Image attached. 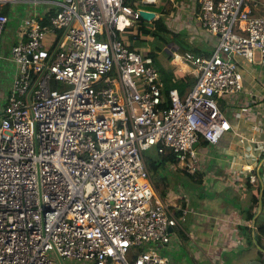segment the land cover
Instances as JSON below:
<instances>
[{
    "label": "built area",
    "instance_id": "obj_1",
    "mask_svg": "<svg viewBox=\"0 0 264 264\" xmlns=\"http://www.w3.org/2000/svg\"><path fill=\"white\" fill-rule=\"evenodd\" d=\"M158 1L62 0L28 17L4 54V7L16 0H0V62L11 76L0 91V264H172L158 249L191 210L161 196L146 153L169 149L179 160L170 167L198 171L200 143L218 145L233 129L220 100L245 91L240 60L264 66V15L252 12L259 0H199L215 48L171 53L195 84L183 96L172 89L163 108V74L136 45L148 38L133 6ZM242 169L264 188V155Z\"/></svg>",
    "mask_w": 264,
    "mask_h": 264
},
{
    "label": "crops",
    "instance_id": "obj_2",
    "mask_svg": "<svg viewBox=\"0 0 264 264\" xmlns=\"http://www.w3.org/2000/svg\"><path fill=\"white\" fill-rule=\"evenodd\" d=\"M60 1L62 0H16L7 4L4 9H7L9 21L2 40L4 53L21 39L28 17L52 14L57 10V2ZM259 3L261 4L252 7V12L263 16L264 0H259ZM163 4L165 14L178 22L177 25L180 23V28L189 23L191 25L187 27L188 31L196 32L193 23L187 22L186 19L196 16L200 8L199 0H164ZM12 21L14 25L15 22L19 24L13 37L6 35L13 31V28H9ZM198 27L203 30L199 23ZM198 35L195 41L202 49L206 48L209 42H216L205 30L199 31ZM171 47L175 51L180 50L173 43ZM240 64L246 78L245 91L232 98L228 111L225 112V104L221 105L223 113L233 126L232 131L218 145L205 141L199 145L198 171L201 179L204 176V180L200 179L196 183L192 181L195 184L203 181L204 185L209 180L214 191L210 192L208 197L194 196L187 191L188 194L183 196L181 201L184 208L190 209L191 212L178 215L179 226L174 230L168 245L173 253L168 256L172 264H248L252 260L264 263V239L260 231L264 225V209L258 208L256 213L252 209L254 192L259 190L260 184L257 182L251 185L242 171L244 165L256 166L264 155V145L261 143L264 137V66L251 65L242 60ZM0 65L3 66V62H0ZM221 101L226 102L220 100V103ZM240 136H255L259 141L242 144L239 141ZM190 177L195 178L189 176L190 180ZM178 186L180 187V184ZM228 188L231 190H227ZM181 189L177 187L175 193L169 191L165 200L177 202ZM227 191L231 194L225 196L223 193ZM235 195L240 197V206L232 202ZM174 198L176 200L173 201ZM187 200L190 205L186 203Z\"/></svg>",
    "mask_w": 264,
    "mask_h": 264
},
{
    "label": "rangeland",
    "instance_id": "obj_3",
    "mask_svg": "<svg viewBox=\"0 0 264 264\" xmlns=\"http://www.w3.org/2000/svg\"><path fill=\"white\" fill-rule=\"evenodd\" d=\"M163 2H164V0H159L156 6H154V5H142L139 3H135V5L140 10L141 9L149 10V11L155 12L156 14L159 13L160 15L164 16L165 12L163 13V9H162L163 8L162 6H164ZM164 18H166V20L169 21V27L171 28V34L159 35L156 32L150 33L149 32L150 30H154V24L142 19L138 22V31L141 32L140 34H143V36L145 38H148V39L146 41H139V43L136 45L140 47V49H141L140 52L143 54V56L154 57L153 66L155 68H157L161 73H163L164 71L165 72H168V71L177 72L176 66L172 62V58L170 59V54L174 51L173 48L171 47V44L172 43L175 44L176 41H180V44L182 46H181V48H180L181 50H179V52L184 54V53H186L185 49L191 50L195 47H198L197 42L195 40L199 36L198 35L199 31L202 32L203 30L199 29L198 21H197V18L195 15L193 17H190V18L187 17V19H186L187 22L190 21L196 27V32H194V33L189 32L187 29V27H189L191 24L188 23V24H186V26L184 28H182V27L180 28V23L177 25L178 22L173 21L172 19H170L169 16L166 15V16H164ZM18 26H19L18 23L15 22V25H14V21L10 22L9 28H13L12 29L13 31H11L7 34L5 33V34L7 36L13 37L14 31H16V28ZM143 29H145V30H143ZM174 35H178V37H174ZM212 39L216 41L215 37H213ZM54 43L56 46L58 43V40H55ZM209 43L210 44L206 48H203V49H204V51L213 52L214 48H215V44L212 42H209ZM148 50H149V52H148ZM3 53H4V51H3ZM6 53L9 54V51H7ZM0 69L2 71H4V73L6 75H9V72H10L9 67H7V66L5 67L3 64V66L0 65ZM187 73H188V75L191 74L190 71H188ZM6 75H3L2 72L0 73V91L4 90L5 95H7L8 88L11 84V76H6ZM231 102H232V99H230V102H228V103L221 101L220 106L225 104V112H226L229 110V108L231 106ZM183 170H185V169H180V167H176V168L174 167L173 168V167L169 166L167 171L162 172L160 174L163 177H167L168 182L171 183V185H172L171 189L172 190H170V191H173L175 193V190H177V187L179 190H180V187L182 188L181 191L179 192L180 196L178 197L177 202H175L181 208L184 207L183 202L181 200L184 199L183 196L187 192L190 193L191 195H194V196H198V195H203V196L205 195L206 196L207 195V197H208L209 193L210 192L213 193V191H214V189L210 185L209 180H207V182L204 185L202 184L203 181L201 183L198 182L199 184H195L197 182V180H199V178H201V176L199 177L198 175H195V178L190 177L191 178V180H190L188 178L189 176L187 175V173H185ZM192 180H194L195 183ZM201 180H204V176L202 177ZM157 182H159V184H158L159 191L164 189V186L162 185L161 181L159 179L155 178V180H154L155 185ZM179 184H180V187L178 186ZM227 190H231V189L228 188ZM176 192L178 193V191H176ZM223 194L225 196H227V194L230 195L231 192L227 191L226 193H223ZM172 200L174 201V200H176V198H174ZM179 200H180V202H179ZM189 201H190V199H189ZM189 201L187 200L186 203L190 205ZM232 202H233V204L236 203V205L240 206V203H241L240 197L237 195L233 196ZM194 206H195V204H194ZM158 250L166 256H172L173 255L172 250H170V248H168V246H165L164 248H161ZM66 264H78V263L66 261Z\"/></svg>",
    "mask_w": 264,
    "mask_h": 264
},
{
    "label": "trees",
    "instance_id": "obj_4",
    "mask_svg": "<svg viewBox=\"0 0 264 264\" xmlns=\"http://www.w3.org/2000/svg\"><path fill=\"white\" fill-rule=\"evenodd\" d=\"M133 6L137 7L135 5V3H133ZM7 8V6H6ZM4 9V13L7 14V9ZM164 13V11H163ZM159 14V13H157ZM166 16V14L164 15ZM164 16L160 15L158 16V18H156L155 20H153L151 23L154 24V30H150V33H158L159 35L161 34H165V35H169L171 34V28L169 27V25L167 24V20L166 18H164ZM142 20V19H141ZM145 30V29H143ZM141 33V32H140ZM143 35V34H142ZM174 37H178V35H174ZM175 46H177V48H181V44L180 41H176L175 42ZM181 50V49H180ZM185 52H191L194 55H198V56H210L212 54V52L210 51H204V49L200 48V47H195L191 50H187L185 49ZM151 58L154 61V57L151 56ZM173 58V54H170V59ZM163 80H164V100L162 104L163 108H169L171 105V100H170V92L172 89H177L180 93L181 96L184 95V93L187 91L188 88H191L194 86L195 84V78L186 72V73H180V72H172V71H168V72H163ZM55 86V83H54ZM206 143V141H205ZM146 162L148 165V168L151 172L152 178L153 180H155V178L159 179L162 183V185L164 186V189H162L160 191L161 196L165 199L168 196V193L170 191V189L172 188V185L170 182H168L167 177H163L160 174L162 172H165L168 170V167L173 165V164H178L179 160L177 159V157L171 152V150H166L164 153H159L157 149H151L146 153ZM185 173L186 170H183ZM188 176H192L195 177V175H198L199 177L201 176L199 174V171H196L195 174H189L187 173ZM201 178H199L200 181ZM249 182V180H248ZM250 183V182H249ZM159 182L156 183V186L158 187ZM251 184V183H250ZM259 185V190H257L256 192H254V196H253V205H252V209L254 211V213L257 212L258 208H259V201H260V191H261V183H258ZM253 185V184H251ZM262 207L264 209V192H263V196H262ZM261 233L264 231V225L261 226L260 228ZM259 241V239H258Z\"/></svg>",
    "mask_w": 264,
    "mask_h": 264
},
{
    "label": "water",
    "instance_id": "obj_5",
    "mask_svg": "<svg viewBox=\"0 0 264 264\" xmlns=\"http://www.w3.org/2000/svg\"><path fill=\"white\" fill-rule=\"evenodd\" d=\"M139 13L141 15V18L151 22L153 21L155 18H157V14L155 12L149 11V10H139ZM263 192H264V188L261 189V195H260V201H259V208H262V196H263ZM172 231V229L170 230ZM60 264H65V262L59 257L58 258ZM248 264H264L262 262L256 261V260H252L251 262H249Z\"/></svg>",
    "mask_w": 264,
    "mask_h": 264
},
{
    "label": "bare ground",
    "instance_id": "obj_6",
    "mask_svg": "<svg viewBox=\"0 0 264 264\" xmlns=\"http://www.w3.org/2000/svg\"><path fill=\"white\" fill-rule=\"evenodd\" d=\"M146 54V53H145ZM165 101V100H164ZM164 104V103H163Z\"/></svg>",
    "mask_w": 264,
    "mask_h": 264
},
{
    "label": "clouds",
    "instance_id": "obj_7",
    "mask_svg": "<svg viewBox=\"0 0 264 264\" xmlns=\"http://www.w3.org/2000/svg\"><path fill=\"white\" fill-rule=\"evenodd\" d=\"M140 10V9H139ZM152 22V21H151Z\"/></svg>",
    "mask_w": 264,
    "mask_h": 264
}]
</instances>
